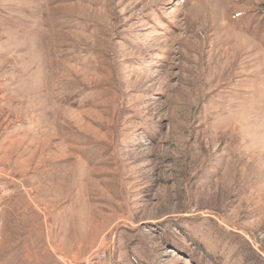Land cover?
I'll return each instance as SVG.
<instances>
[{
	"label": "rangeland",
	"instance_id": "374dc122",
	"mask_svg": "<svg viewBox=\"0 0 264 264\" xmlns=\"http://www.w3.org/2000/svg\"><path fill=\"white\" fill-rule=\"evenodd\" d=\"M0 264H264V0H0Z\"/></svg>",
	"mask_w": 264,
	"mask_h": 264
},
{
	"label": "bare ground",
	"instance_id": "6f19581e",
	"mask_svg": "<svg viewBox=\"0 0 264 264\" xmlns=\"http://www.w3.org/2000/svg\"><path fill=\"white\" fill-rule=\"evenodd\" d=\"M62 165V164H61ZM74 174V173H73ZM80 212V211H79Z\"/></svg>",
	"mask_w": 264,
	"mask_h": 264
}]
</instances>
